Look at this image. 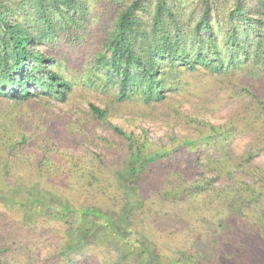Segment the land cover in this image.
<instances>
[{
	"label": "trees",
	"instance_id": "trees-1",
	"mask_svg": "<svg viewBox=\"0 0 264 264\" xmlns=\"http://www.w3.org/2000/svg\"><path fill=\"white\" fill-rule=\"evenodd\" d=\"M100 1L22 0L17 6L15 0H0V102L28 101L33 96V88L47 92L58 102H69L73 85L54 69L61 66L60 62L47 57L39 47L66 39L84 50L95 34L91 29L94 25L92 9ZM108 1L117 12L108 36L100 42L102 50L92 55L88 64L92 72L88 83L97 89L118 88L119 101L138 99L153 104L168 99L169 93L186 90L188 85L184 79L189 74L206 72L225 76L241 72L232 81L235 93L243 90L251 96L259 107L252 111V116L257 110H262L261 116H264V92L250 81L248 88H244L246 76L264 78V0ZM90 111L101 121L108 117L106 110L93 104ZM203 125L201 136L186 140L184 146L191 155L197 154L199 170L207 169L208 174L213 171L206 167L217 166L218 179L224 186L215 185L217 178L209 174L205 180L188 184L182 179L187 170L182 173L164 168L158 171V164L170 157L173 150L152 142L146 132L149 140L114 127L128 140L129 159L123 171L119 167L115 170L116 195L109 207L114 208H110L112 211L115 207L118 210L110 215L105 213L106 208L90 204L82 209L73 208L65 194L73 190L72 185L61 189L60 195L51 186H39L37 175L44 173L43 164L49 160L47 153L55 151L48 139L44 144L47 152L36 161L40 165L35 162L36 166L27 174V179L35 181L29 188L19 185L16 171L21 174L25 164H17L24 160L21 153L28 145L38 143L40 146L43 133H35L31 128L28 131L15 119L0 122V175L9 185L8 192L0 190V205L12 210L8 212L10 219L5 220L8 227H0V264L18 263L11 257L7 240L12 235H17L15 242L39 239L41 229H35L39 222L66 224L65 232L57 231L63 237V250L56 264H98L87 251L92 243L99 241L98 237L103 242L107 236L123 243L125 251L110 249L111 252L105 253L106 260L102 259L100 264H154L156 254L145 246L143 233L142 240H136L139 241L137 247L128 239V230L135 224L134 209L138 212L140 206L128 202L127 195H131H128L130 200L133 195L141 197L143 185L152 187V191L160 189L159 196L165 197L164 201L169 200L167 213L173 208L176 213L171 215L203 236L213 232L223 237L230 233L231 238L236 239L255 230H262L264 234V164L255 162V156L264 153V148L257 146L237 155L230 142L239 131L236 124L228 127V124L205 122ZM251 130H255L254 127ZM109 146L115 149L112 143ZM199 152L204 153L203 158ZM218 154L223 162L217 160ZM27 160L32 162L31 157ZM35 170L37 175H34ZM237 173L252 176L259 173V176L252 183H243L236 179ZM15 212L23 218L24 224L13 220L18 218ZM31 246V264H55L48 262L51 259L46 258L35 243ZM112 252H118L117 260H113ZM184 255L187 262H192ZM84 256L93 262L83 261ZM22 257L27 259L26 255ZM139 257L149 260L142 259L141 263Z\"/></svg>",
	"mask_w": 264,
	"mask_h": 264
},
{
	"label": "rangeland",
	"instance_id": "rangeland-1",
	"mask_svg": "<svg viewBox=\"0 0 264 264\" xmlns=\"http://www.w3.org/2000/svg\"><path fill=\"white\" fill-rule=\"evenodd\" d=\"M15 1L18 6L22 0ZM116 12L114 5L108 0H101L94 5L92 9L94 25L91 29L95 34L92 35V39H89L91 42L85 44L84 50L75 47L66 39L57 40L55 45L47 43L39 47L47 57H54L60 62L61 66H56L54 69L61 72L63 77L73 85L74 92L69 102L62 103L49 98H33L20 103L6 100L0 102V122L5 119L8 121L15 119L19 125L27 127L28 131L31 128L35 133H43L40 146L38 143L28 145L21 153L24 160H20L17 164L21 162L25 164L21 167V174L16 171V178L19 181L17 183L22 187L27 185L26 187L29 188L35 181L27 179V174L32 172L36 163L40 165L36 161L41 160L42 154L47 152L44 144L48 139L54 144L55 151L47 153L50 161L43 164L45 168L42 176H38L35 170L34 175H37L39 186L42 188L51 186L54 192L57 194L58 191L60 195L61 189L64 190L67 185H72L73 190L70 193L66 191L65 194L73 204V208L82 209L86 207V204H90L102 209L106 208L107 214H115L118 208L115 207L112 211L110 210L112 207H109L116 195L114 173L118 167L123 171L129 159L128 140L114 129V127H120L127 133L134 132L144 140L145 138L149 140L145 135L146 132L152 142L173 150L170 157L158 164V171L163 168L175 170L176 173L187 170L182 179L186 180L183 183L188 184L195 180H205L209 174L210 177L217 178L215 185L222 186L218 179L217 166L206 167L213 171L208 174H206L207 169L199 170L196 163L197 154L191 155L184 146V142L201 136L200 131L204 129L205 122L212 125L228 124V127L236 124L239 131L230 142L237 155L244 154L257 146L264 148L262 110H257L252 116V111L259 108L257 102L243 90L235 93V85L232 81L236 80L241 72L225 76L206 72L189 74L184 79L188 85L186 90L169 93L168 99L160 103L147 104L138 99L119 101L118 88L97 89L88 83V78L92 76L91 70L89 72L91 65L88 66V64L92 61V55L102 50L100 42L108 36ZM79 41L83 44L82 40ZM249 81L255 83L257 89L264 92V78L260 79L255 75L246 76L244 88H248L246 86ZM13 103L17 104L16 108H13ZM90 104L106 110L107 119L101 121L94 117L90 111ZM252 127L255 130H251ZM111 143L115 146L114 150L109 146ZM198 154L204 157L203 152ZM3 155L6 157V152H3ZM29 157L32 162H28ZM216 157L217 160H221L219 154ZM255 162L264 164L263 152L255 156ZM221 165L220 163L219 166ZM258 176L259 173L255 176L237 173L236 179L243 183H252ZM1 177L0 175V190L8 192V182L5 183ZM108 187H111L110 190ZM106 188L108 190L105 191ZM159 191L160 189L152 191V187L143 185L142 192L139 193L141 197L133 195L134 198L130 200L131 195L128 194V199L126 198L135 207L140 206L138 212L134 209L133 223L135 224L128 230V239L137 247L143 233L145 237L142 236L146 240L142 241H145V246L156 254L154 264L177 262L180 264H264L262 230H255L257 229L255 228L252 234L238 235L236 239L231 238L230 233L223 234V237L213 232L203 236L200 231L190 229L192 226L185 225L186 222L171 215L176 213L173 208L169 209L170 214L167 213L166 202L169 200L164 201L166 198L159 196ZM9 211L12 210L6 205H0L2 229L8 227V222L5 220L10 219ZM14 214L19 219L14 217L13 220L24 224L23 218L20 219L17 212ZM39 214L40 212H37V215ZM104 221L102 220L103 223ZM36 225L38 226L29 224L35 229H41L39 239H31L27 243L18 240L15 242L17 235H12L7 240L6 245L11 248V257L17 259V264L22 262L31 264L29 253L33 249L31 245L35 243L36 248L42 250L46 258L51 259L48 262L56 264L63 250L61 246L63 237L60 236L61 232L57 231L59 229L65 232L66 224L39 222ZM137 239L139 241H136ZM97 240L99 241L91 244L87 253L92 255L95 261L98 260V264L102 259L106 260L105 253L111 252L110 249L125 251L122 247L123 243L116 242L112 236H107L103 242L100 237ZM137 249L134 250L137 251ZM184 254H187L186 256L192 262H187ZM21 255H26L27 259L21 258ZM111 255L113 260H117L118 252H112ZM135 255L136 253L133 256ZM138 259L141 263H143L142 259L149 260L148 257ZM82 260L92 261L86 256Z\"/></svg>",
	"mask_w": 264,
	"mask_h": 264
},
{
	"label": "clouds",
	"instance_id": "clouds-1",
	"mask_svg": "<svg viewBox=\"0 0 264 264\" xmlns=\"http://www.w3.org/2000/svg\"><path fill=\"white\" fill-rule=\"evenodd\" d=\"M37 90H38V92H37ZM41 92L42 91L39 90L38 88H33V90H32L33 96L29 100H31L33 98H49V99H53L54 98V97H52V95H49L47 92H42V93ZM90 105H89V107H90Z\"/></svg>",
	"mask_w": 264,
	"mask_h": 264
}]
</instances>
